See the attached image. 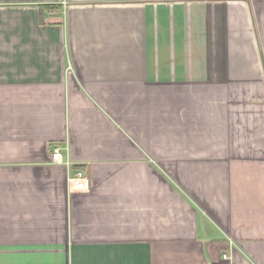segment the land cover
<instances>
[{
    "label": "crops",
    "instance_id": "0c3cea01",
    "mask_svg": "<svg viewBox=\"0 0 264 264\" xmlns=\"http://www.w3.org/2000/svg\"><path fill=\"white\" fill-rule=\"evenodd\" d=\"M0 264H264V0H0Z\"/></svg>",
    "mask_w": 264,
    "mask_h": 264
},
{
    "label": "built area",
    "instance_id": "2783aa9c",
    "mask_svg": "<svg viewBox=\"0 0 264 264\" xmlns=\"http://www.w3.org/2000/svg\"><path fill=\"white\" fill-rule=\"evenodd\" d=\"M61 157L62 155H61L60 148H55L53 155H52L53 160L56 162H60L62 159ZM69 181H70L71 188L74 191L88 190L91 184L90 176L88 172L83 168L75 170L73 175L70 177Z\"/></svg>",
    "mask_w": 264,
    "mask_h": 264
}]
</instances>
